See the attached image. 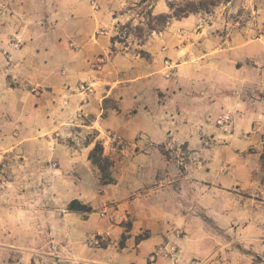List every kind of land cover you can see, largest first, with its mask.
<instances>
[{
    "label": "rangeland",
    "instance_id": "rangeland-1",
    "mask_svg": "<svg viewBox=\"0 0 264 264\" xmlns=\"http://www.w3.org/2000/svg\"><path fill=\"white\" fill-rule=\"evenodd\" d=\"M180 1L0 0V264H140L142 256L151 264L162 250L142 255L149 233L134 213L187 209L178 188L204 198L196 210L203 216L214 201L259 205L264 0H217L148 30V12L171 13L168 3ZM82 3L103 5L110 24L91 23ZM103 31L110 41L101 49ZM104 67L109 94L101 100ZM120 101L123 131L137 128L134 137L101 125ZM146 126L177 135L157 144L166 165L156 172L133 166L132 143ZM96 141L111 161V183L88 159ZM211 168L233 184L224 189L199 173ZM73 199L91 212L69 211ZM222 234L219 255L230 264L260 259L236 230ZM166 253L177 262V249Z\"/></svg>",
    "mask_w": 264,
    "mask_h": 264
},
{
    "label": "crops",
    "instance_id": "crops-1",
    "mask_svg": "<svg viewBox=\"0 0 264 264\" xmlns=\"http://www.w3.org/2000/svg\"><path fill=\"white\" fill-rule=\"evenodd\" d=\"M81 7L85 9V14H87L91 23H94V20L98 23L101 19L102 27L110 24L111 20L108 15L106 16V10L103 5H101V10L98 9L96 11H93L90 3H82ZM95 13L100 15H95ZM109 41L110 32H101V49L107 47ZM105 70L106 67L101 69V85L99 86L101 88V100L107 98L109 94L102 93L103 90L108 92L103 74ZM110 84L113 85V83ZM112 90L113 88L109 92ZM118 104L121 112L119 110H111L107 118L101 117V125L103 127H112L117 133L127 135L128 138L134 137L135 132L138 131L137 128L123 131L122 122L125 105L121 106V101ZM142 130L143 134H141V137L132 143L138 148L137 154L133 159V166L136 172L141 170L156 172L159 168L166 165V161L161 159L162 155L157 150V144L167 140L169 136L176 137L177 135H174L173 132H164L159 128L147 126ZM187 140L189 139H183V141ZM199 173L224 189L233 184L229 174H219L214 168H211L208 172L201 171ZM251 187H254V185ZM261 191L263 195L261 200H257L259 205H255V207H242L240 210H235V208L228 207V205L219 207L217 201H214L213 205L205 211L206 215L203 216L202 213L195 210L191 215L190 221L185 219L189 217L188 209H181L180 207L168 208L157 205L149 207V205L137 208L134 213L138 217L136 220L137 229L142 226L149 233V236L141 241L139 245L142 249H145L142 250V255H152L159 248L162 251L149 256L151 264H186L193 259L197 260L198 263L206 261L209 264H230L232 260L230 261L227 255H219L220 245H225L224 243H226L222 233L229 234L231 230L232 232L236 230L243 244L245 243L244 246H251L252 250L258 252L260 259L251 264H264V186ZM228 193L225 190L226 199H228ZM148 199L149 197L146 195L137 199L136 202L143 205V202ZM170 249H177V253L174 254L178 256L177 262L175 258L167 256L166 251ZM223 252L226 253V250L223 249ZM215 254H218V256L214 257ZM226 254H233V252ZM140 264H147L144 256L140 259ZM244 264L248 263L245 261Z\"/></svg>",
    "mask_w": 264,
    "mask_h": 264
},
{
    "label": "trees",
    "instance_id": "trees-1",
    "mask_svg": "<svg viewBox=\"0 0 264 264\" xmlns=\"http://www.w3.org/2000/svg\"><path fill=\"white\" fill-rule=\"evenodd\" d=\"M217 0H181L179 3L169 2L168 6L171 13H159L152 15L148 12V21L146 23L148 30H157L162 27L170 17H183L190 13L197 11H209L217 3ZM88 159L94 164L101 173L102 184H107L112 182L111 175L108 172V168L111 161L108 157L103 155V147L100 142L96 141L94 146L90 149L88 153ZM67 209L69 211L89 213L91 212V207L79 202L76 199L71 200ZM123 246V241H121V247Z\"/></svg>",
    "mask_w": 264,
    "mask_h": 264
},
{
    "label": "clouds",
    "instance_id": "clouds-1",
    "mask_svg": "<svg viewBox=\"0 0 264 264\" xmlns=\"http://www.w3.org/2000/svg\"><path fill=\"white\" fill-rule=\"evenodd\" d=\"M148 186H150V185H146V187H148ZM176 195H177V200H178L180 203L184 204V205L186 206V208L188 209V211H189V217H186L185 219H186L187 221H190L192 213H193L195 210H197V205H198V204L200 203V201H202L204 198L201 197L199 201L194 200V199H193V200H190V199L188 198L187 195L180 193L179 188L177 189V194H176Z\"/></svg>",
    "mask_w": 264,
    "mask_h": 264
}]
</instances>
